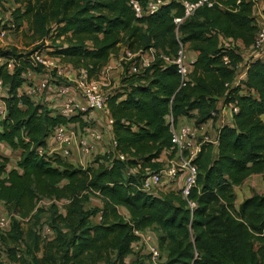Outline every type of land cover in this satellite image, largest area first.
<instances>
[{
    "label": "trees",
    "instance_id": "trees-1",
    "mask_svg": "<svg viewBox=\"0 0 264 264\" xmlns=\"http://www.w3.org/2000/svg\"><path fill=\"white\" fill-rule=\"evenodd\" d=\"M14 3L10 29L35 45L28 51L0 47V56L15 61L13 71L6 63L0 66L8 86L0 143L19 153L15 164L0 162V207L11 217L0 233V264H127L140 239L135 231L150 227L160 232L157 244L165 264H264V193L235 208V188L264 172V60H246L232 43L253 46L259 32L253 1L214 0L180 24L175 18L185 15L181 0H169L143 17L136 16L130 0ZM222 38L231 40L230 46ZM180 43L196 52L185 85L177 66L162 56H174ZM152 47L157 51L152 64L131 73L124 62V88L108 94L117 142L113 151L99 153L87 168L40 152L57 125L87 123L81 115L54 113L20 93L23 73L35 68L34 53L49 48V55L91 80L122 50L127 55ZM242 63L246 78L234 84ZM220 103H236L239 110L218 127L217 145L204 141L194 160L198 175L189 199L197 207L191 210L178 189L142 190L146 171H159L163 153L174 152L167 117L194 119L201 126L217 119ZM94 195L102 205L87 208ZM41 199L52 204L40 207ZM47 212L52 233L44 236Z\"/></svg>",
    "mask_w": 264,
    "mask_h": 264
},
{
    "label": "built area",
    "instance_id": "built-area-1",
    "mask_svg": "<svg viewBox=\"0 0 264 264\" xmlns=\"http://www.w3.org/2000/svg\"><path fill=\"white\" fill-rule=\"evenodd\" d=\"M169 0H148L143 4L140 0H130V5L134 9L137 17H143L155 13L162 5L168 3ZM185 7L184 17H177L175 21L180 24L185 18L194 13V11L201 5H213L214 0H181ZM254 3V17L259 26V32L256 36L252 49L256 53L262 52L264 49V9L261 8L263 0H251ZM5 31H1L0 36H5ZM223 39L225 45L230 46V41ZM237 45V41H232ZM237 52H240L236 48ZM196 52L189 50L187 44L180 43L179 49L174 56L162 55L167 63H173L177 66L178 72L182 78V84L185 85L190 80V73L193 69L195 62ZM157 51L155 48H150L139 53L128 52L126 56L121 58L124 63L130 64L129 72H142L148 68L155 60ZM35 68H29L23 73L25 79L23 91L25 94L36 102L45 103L48 105L54 104L55 100H61L57 106V112L65 116L81 115L83 121L87 124L84 126L83 135H79L75 130L76 126L65 124L57 125L51 133L45 148L40 149L41 153L47 155H59L64 159H68L76 163V165L87 168L90 164L94 165L95 157L104 152L105 133L103 129L97 126V121L100 118H107V121L112 126L114 119L107 106L106 100L108 92L106 88L109 85L103 78L88 79L87 73L82 71L81 77L78 81V89L82 95L74 97L70 95L71 89L65 85H53L50 74L56 71L61 74L60 58L51 56L45 52H36L32 56ZM228 61V58L225 57ZM6 63L7 69L13 71L15 68V61L13 59L7 60L0 56V66ZM39 67H41L39 69ZM246 65L239 64L237 67V75L234 84H241L246 78ZM8 96V86L3 82L0 77V120L5 118L8 113V105L6 97ZM227 106L229 115L232 117L238 112L239 107L236 103H230ZM220 109V108H219ZM100 115L97 119L94 118L95 114ZM228 117L226 112L222 109L216 114V120H210L208 123L197 126L193 121L182 119L176 121L172 115L167 117L172 131V143L174 152L172 150L165 151L161 160L164 161L163 167L159 171H146V175L142 180L141 188L150 193L159 194L166 190L165 187L169 186L174 180L179 184L182 196L187 200L188 207L193 210L197 207V203L189 199L192 188L195 186L198 175L197 165L194 163L195 158L201 150V145L204 141H210L217 145L218 128L216 130V137L214 140L202 135L199 138L200 128L217 121L218 127L229 123L231 117ZM114 149L117 146L116 140L112 141ZM77 151V153H75ZM111 152V151H108ZM119 157L124 159L125 156L120 154ZM136 170V169H135ZM135 170H130L135 172ZM172 189V187H171ZM9 219L7 214L0 208V233L9 228ZM44 232H51V229L44 228ZM140 239L134 245L146 243V248L150 259L153 264H165L163 261V254L154 241L153 237L147 234V230L135 231ZM52 233V232H51ZM50 234V233H49ZM44 236H46L44 234Z\"/></svg>",
    "mask_w": 264,
    "mask_h": 264
},
{
    "label": "rangeland",
    "instance_id": "rangeland-1",
    "mask_svg": "<svg viewBox=\"0 0 264 264\" xmlns=\"http://www.w3.org/2000/svg\"><path fill=\"white\" fill-rule=\"evenodd\" d=\"M16 7L14 0H0V33L1 31H5L6 35L1 37L0 36V47L11 48L17 47L21 51H28L31 49L35 44L31 43L30 38L23 35L22 32L16 33L10 27H12V10ZM49 43V41L47 42ZM236 47L246 56V59L249 58L250 52H247L243 47L236 45ZM49 48H44V52H49ZM128 53V52H127ZM126 52L124 50L121 51L120 56H113L109 62V66H105L100 74V78L105 79L109 82V85L106 88V92H114L117 90H122L123 87V69L124 63L121 61L120 57H124ZM61 74H57L56 71H53L50 74V78L53 85L61 84L65 85V87H69L71 89L70 95L74 96L75 98L80 96L81 99L83 98L79 89H78V81L80 80L81 75L72 68L70 64L65 62H60ZM23 91V88H22ZM77 99V98H76ZM216 122H211L208 126H203V129L200 128L201 134H199V138H202L204 135L205 137H209L210 139L214 140L216 137ZM19 153L6 150L5 144H0V162L2 159H10L11 164H15L18 160ZM264 172L259 174H252L249 175L243 182L241 186L235 188L236 194V202L235 208H239L242 201L255 193L263 194L264 193ZM172 187V190H180L179 184L174 180L171 182L169 186H166L164 191H169ZM52 204L51 200L48 199H41L39 202V206L42 207H49ZM102 201L98 196H91L89 203L87 204V208L101 206ZM2 211H4L8 219L10 221L11 217L8 213L6 207H0ZM43 223L46 224L47 229L50 228L52 232V228L49 226L48 217L49 212L42 215ZM98 219H94L93 221H97ZM150 236L153 237L156 243L160 244V232L157 228H148L147 229ZM51 232H44L46 236L51 235ZM164 249L166 246L161 245ZM140 257V258H139ZM139 258V259H138ZM140 261L143 264H151L150 257L148 255V250L146 248V243H141L139 245L133 246V253L131 254V259H129L128 264H134L135 262Z\"/></svg>",
    "mask_w": 264,
    "mask_h": 264
},
{
    "label": "crops",
    "instance_id": "crops-1",
    "mask_svg": "<svg viewBox=\"0 0 264 264\" xmlns=\"http://www.w3.org/2000/svg\"><path fill=\"white\" fill-rule=\"evenodd\" d=\"M261 8L264 9V2L262 3V6ZM237 44L238 46H241L243 47L247 52H250V56L249 58L247 59H250L251 57H254V58H262L264 60V49L262 50V52L260 53H256V51H254L252 49V47H248L246 48L245 45L243 44V42L241 40L237 41ZM193 55V54H192ZM245 59H246V56L245 54H243ZM195 56V55H193ZM246 59V60H247ZM109 66V64H108ZM61 103V100H55V103L54 104H51L49 105V107L51 109H53L52 111L57 112V106H59V104ZM219 108L220 110H224L226 112V114L228 115V117L230 116L229 115V111L227 109V106H224V104L220 103L219 105ZM98 117H101L100 115H97V113L95 114L94 118L97 119ZM231 117V116H230ZM189 121H192V120H189ZM211 124V123H210ZM210 124H207L206 126L210 125ZM70 126H76L75 127V130L77 131V133L79 135H83V130H84V127L81 126V124L79 123H70ZM97 126L101 129H103L104 133H105V141H104V145H103V148H104V152H108V151H113L114 150V147H113V144H112V141H113V138H114V135H113V129H112V126L109 124V122L107 121V118H100L98 119L97 121ZM216 130L218 128V125H216ZM0 144H4V143H0ZM6 145V144H5ZM6 150H8V152H10L11 150L9 149V147L6 145ZM77 153V151L75 152ZM165 156V154L163 155ZM129 259H131V255H129L127 258H126V263L128 264L129 262Z\"/></svg>",
    "mask_w": 264,
    "mask_h": 264
}]
</instances>
